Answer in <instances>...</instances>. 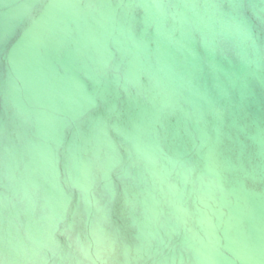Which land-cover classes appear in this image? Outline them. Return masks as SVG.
Returning a JSON list of instances; mask_svg holds the SVG:
<instances>
[{
  "label": "water",
  "instance_id": "obj_1",
  "mask_svg": "<svg viewBox=\"0 0 264 264\" xmlns=\"http://www.w3.org/2000/svg\"><path fill=\"white\" fill-rule=\"evenodd\" d=\"M0 264H264V0H0Z\"/></svg>",
  "mask_w": 264,
  "mask_h": 264
}]
</instances>
